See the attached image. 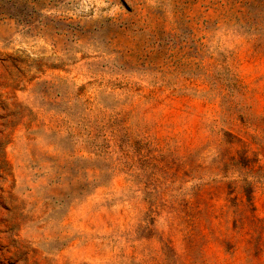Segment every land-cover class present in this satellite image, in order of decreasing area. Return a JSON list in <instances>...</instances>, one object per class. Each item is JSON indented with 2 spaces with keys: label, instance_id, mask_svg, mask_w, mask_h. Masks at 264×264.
Segmentation results:
<instances>
[{
  "label": "rangeland",
  "instance_id": "rangeland-1",
  "mask_svg": "<svg viewBox=\"0 0 264 264\" xmlns=\"http://www.w3.org/2000/svg\"><path fill=\"white\" fill-rule=\"evenodd\" d=\"M0 264H264V0H0Z\"/></svg>",
  "mask_w": 264,
  "mask_h": 264
}]
</instances>
